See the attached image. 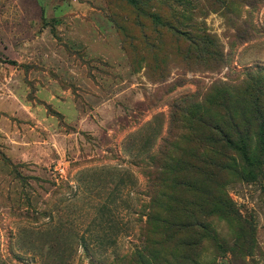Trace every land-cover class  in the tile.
I'll use <instances>...</instances> for the list:
<instances>
[{
  "label": "rangeland",
  "instance_id": "374dc122",
  "mask_svg": "<svg viewBox=\"0 0 264 264\" xmlns=\"http://www.w3.org/2000/svg\"><path fill=\"white\" fill-rule=\"evenodd\" d=\"M0 264H264V0H0Z\"/></svg>",
  "mask_w": 264,
  "mask_h": 264
},
{
  "label": "trees",
  "instance_id": "16d2710c",
  "mask_svg": "<svg viewBox=\"0 0 264 264\" xmlns=\"http://www.w3.org/2000/svg\"><path fill=\"white\" fill-rule=\"evenodd\" d=\"M229 125L232 128L231 130H229L228 128L227 130L226 128L220 126H219L220 128L219 127L217 128L220 134V143H223L230 148L237 149L239 145L236 140V136L240 135V132L237 129V124L235 123V121L232 120V122ZM229 131H231L233 134H231Z\"/></svg>",
  "mask_w": 264,
  "mask_h": 264
}]
</instances>
